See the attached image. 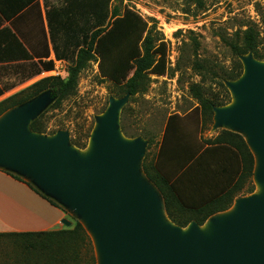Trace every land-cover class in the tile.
Segmentation results:
<instances>
[{
    "label": "water",
    "instance_id": "water-1",
    "mask_svg": "<svg viewBox=\"0 0 264 264\" xmlns=\"http://www.w3.org/2000/svg\"><path fill=\"white\" fill-rule=\"evenodd\" d=\"M240 60L242 76L225 83L239 103L214 108L215 129L244 136L255 157L253 180L264 186V61L252 54ZM51 101L47 92L0 117V170L35 183L78 214L97 238L95 245L92 237L97 264L98 254L101 264H264V193L236 199L233 208L203 226L192 222L179 227L168 218L159 191L142 170L145 141L122 133L125 100L113 101L98 118L92 157L73 150L65 132L46 138L30 130ZM253 149L262 154L257 169ZM233 209L237 213L231 216ZM62 224L72 225L66 219ZM205 225L212 227L211 237L201 233Z\"/></svg>",
    "mask_w": 264,
    "mask_h": 264
},
{
    "label": "trees",
    "instance_id": "trees-1",
    "mask_svg": "<svg viewBox=\"0 0 264 264\" xmlns=\"http://www.w3.org/2000/svg\"><path fill=\"white\" fill-rule=\"evenodd\" d=\"M1 1L2 14L6 18H12L38 0ZM43 1L48 9L47 19L56 58L58 60L67 58L66 54L60 51L59 36H72L74 43L70 44L73 45L70 54L72 51V55H75L74 64L69 69L66 80L60 77L46 78L0 102V117L49 89L57 96L54 106L61 105L76 94L79 75L86 69L93 54L100 59L101 77L122 85L125 94L130 96L145 93L151 76L167 75L169 70L167 43L156 31V27L150 28L148 22L136 11L126 9L121 14L119 8L110 11L109 4H105L93 26L85 27L75 24L77 18L75 8L81 6L84 10L86 7L84 1L63 0L61 7H51L50 0ZM238 38L241 43H229L237 58L232 70L222 77L214 73V84L219 93L215 94L212 89L201 84H192L190 87L193 98L200 105L203 125L212 124L214 108L224 107L231 101L225 83L237 81L242 76L243 64L240 57L252 54L254 59L264 61V54L258 50L259 33L255 29L248 27L240 31ZM41 65L42 68L32 76V79L41 75L42 71L53 70V62ZM193 68L202 80L211 72L199 60L195 62ZM30 130L38 134L45 133L39 119L32 122ZM121 130L126 137H132L123 121ZM72 144L78 148H85L77 141H73ZM151 144L153 143L150 141V146ZM254 167L255 157L244 136L221 130L211 140L204 141L196 135L189 145L174 142L169 147L164 140L158 156L149 159V155H146L142 170L159 191L168 218L177 226L186 228L192 222L203 226L212 216L228 211L237 198L253 194ZM10 175L24 182L20 177ZM210 180H221V183L216 189H209L206 186L209 193L203 192V195L202 189L192 190L201 182ZM27 185L52 205L61 208L31 184ZM213 190L214 193H210ZM193 193L202 195L199 202L190 203ZM74 222L73 227L60 230L0 235L23 240L24 254L20 256L21 259L16 258L14 261L13 258L11 264H97L89 234L78 220Z\"/></svg>",
    "mask_w": 264,
    "mask_h": 264
},
{
    "label": "rangeland",
    "instance_id": "rangeland-1",
    "mask_svg": "<svg viewBox=\"0 0 264 264\" xmlns=\"http://www.w3.org/2000/svg\"><path fill=\"white\" fill-rule=\"evenodd\" d=\"M82 1L86 3L85 9L83 10L81 6L75 8L77 13L75 24L78 23L79 26H93L94 20L100 17L105 4H109L110 11L119 8L121 14L126 9L139 13L148 22L150 28L156 27V31L167 43L169 70L165 76H151V82L145 93L130 96L125 94L122 85L101 77L100 59L93 54L86 69L79 75L75 95L62 102L61 105L54 106L57 99L54 91L49 89L41 93H52V101L40 111L36 119L40 120V126L45 132L40 134L42 137L50 138L65 132L69 136L71 148L84 154L91 144L98 118L108 111L113 101L121 99L125 102L120 109V124L123 121L127 132L132 136L127 137L128 139L145 141L146 155H149V159L159 155L164 140L169 147L174 142L189 145L196 135L206 141L216 137L221 130H228L227 128L215 129L214 118L212 124L203 125L200 105L193 98L190 87L192 84H201L212 89L215 94L219 93L214 84L215 74L222 77L232 70L237 58L229 43H241L238 33L248 27L259 33L258 50L264 54V0ZM49 3L51 7H61L63 0H50ZM94 9L96 10L93 11ZM58 41L60 51L67 56L63 60L65 61L64 72L60 77L66 80L69 76V69L75 61L72 51L70 54L73 47L70 44L74 41L72 36L64 35H60ZM197 60L211 71L203 80L193 68ZM54 69L55 63H53ZM53 70L49 72L41 70L42 74L32 80L30 85L46 78L56 77ZM227 89L231 101L226 106H230L233 102L235 103V96L229 87ZM73 141L79 142L85 148L74 146ZM150 141L153 143L151 146ZM168 152H170L169 149ZM209 182L210 187L216 189L221 180H210ZM253 182L255 192L260 196L264 192V186L262 184L257 186L254 180ZM30 184L38 188L31 181ZM38 189L42 195L66 211V220L72 223L71 227L75 224L74 220H78L86 228L83 219L78 214L71 212L69 207L56 198L54 199L53 196ZM201 194L203 195V192ZM201 194L193 193L190 203L199 202ZM247 197L250 195L243 198ZM234 205L235 203L232 208ZM164 219L166 220L162 216L161 220ZM63 228L66 227L63 225L60 229ZM200 231L207 237H211L214 232L211 226H204ZM187 232L188 230L183 231L184 234ZM91 235L89 234L93 242V232ZM22 241L13 236L0 237V264H11L13 258L14 261L16 258L21 259L20 256L24 254ZM98 259L101 264L99 257Z\"/></svg>",
    "mask_w": 264,
    "mask_h": 264
},
{
    "label": "crops",
    "instance_id": "crops-1",
    "mask_svg": "<svg viewBox=\"0 0 264 264\" xmlns=\"http://www.w3.org/2000/svg\"><path fill=\"white\" fill-rule=\"evenodd\" d=\"M0 6H3L1 0ZM47 11L43 0L12 18L4 17L0 10V102L29 88L32 80L37 78L32 79V76L42 68L41 64L58 61ZM10 174L0 170V235L62 228L66 211L34 192L24 178L20 177L25 183ZM209 183L201 182L192 190L202 189L207 194L206 186L212 189Z\"/></svg>",
    "mask_w": 264,
    "mask_h": 264
},
{
    "label": "bare ground",
    "instance_id": "bare-ground-1",
    "mask_svg": "<svg viewBox=\"0 0 264 264\" xmlns=\"http://www.w3.org/2000/svg\"><path fill=\"white\" fill-rule=\"evenodd\" d=\"M246 74H247V71H245V73H244V77L246 76ZM239 103V100L237 99V100H235V103H234V105H237ZM123 139V138H122ZM124 140V139H123ZM125 141V140H124ZM95 147H94V145L93 144H90V146H89V148L87 149V152H85L84 154L86 155V156H89V157H92L93 155H94V153H95ZM253 151H254V154L256 155V161H257V168L258 167H260L261 166V162H262V154H261V152L259 151V150H257V149H253ZM264 193V192H263ZM262 193V194H263ZM261 194V195H262ZM260 195V196H261ZM236 209H233L232 211H230V215L231 216H234V215H236ZM164 224H168V222L164 219V220H161ZM95 238L96 237H94V241H95V245H96V243H97V238H96V240H95ZM98 257H99V254H98Z\"/></svg>",
    "mask_w": 264,
    "mask_h": 264
},
{
    "label": "built area",
    "instance_id": "built-area-1",
    "mask_svg": "<svg viewBox=\"0 0 264 264\" xmlns=\"http://www.w3.org/2000/svg\"><path fill=\"white\" fill-rule=\"evenodd\" d=\"M63 64H65V61L63 60H58L57 62H55V69L53 70V73L56 75V77H61V75L63 74Z\"/></svg>",
    "mask_w": 264,
    "mask_h": 264
}]
</instances>
